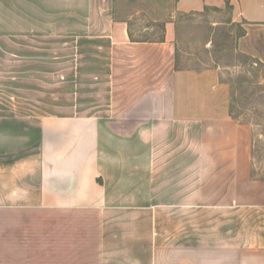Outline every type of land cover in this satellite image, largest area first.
I'll return each instance as SVG.
<instances>
[{"label": "crops", "instance_id": "0c3cea01", "mask_svg": "<svg viewBox=\"0 0 264 264\" xmlns=\"http://www.w3.org/2000/svg\"><path fill=\"white\" fill-rule=\"evenodd\" d=\"M229 3L261 55L264 0ZM175 40L114 0H0V264H264L252 127Z\"/></svg>", "mask_w": 264, "mask_h": 264}, {"label": "rangeland", "instance_id": "374dc122", "mask_svg": "<svg viewBox=\"0 0 264 264\" xmlns=\"http://www.w3.org/2000/svg\"><path fill=\"white\" fill-rule=\"evenodd\" d=\"M178 0H114L115 17L129 23L137 39L164 37L166 24L176 22L179 65L219 68L230 87L232 116L253 130L254 174L264 178V44L261 55L245 51L244 28L232 22L229 0L208 5L202 12L177 13ZM6 100L10 93L6 92Z\"/></svg>", "mask_w": 264, "mask_h": 264}]
</instances>
